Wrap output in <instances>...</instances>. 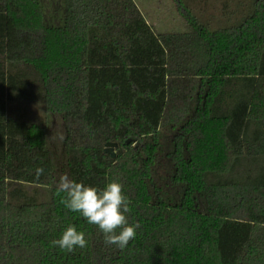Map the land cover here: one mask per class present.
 Wrapping results in <instances>:
<instances>
[{
  "label": "trees",
  "instance_id": "1",
  "mask_svg": "<svg viewBox=\"0 0 264 264\" xmlns=\"http://www.w3.org/2000/svg\"><path fill=\"white\" fill-rule=\"evenodd\" d=\"M173 1L187 31H154L133 0H61L58 25L41 0H0V264H264V0L215 28ZM13 31L29 56L8 57ZM51 115L69 178L122 185L125 248L60 203ZM69 224L86 247L51 244Z\"/></svg>",
  "mask_w": 264,
  "mask_h": 264
},
{
  "label": "rangeland",
  "instance_id": "2",
  "mask_svg": "<svg viewBox=\"0 0 264 264\" xmlns=\"http://www.w3.org/2000/svg\"><path fill=\"white\" fill-rule=\"evenodd\" d=\"M134 1V0H133ZM205 3H191L190 12L196 15L201 22L211 24V27H217L219 22H223L222 10L224 6L229 11L235 9L238 1L241 0H205ZM45 20L47 24H60L63 15L61 0H41ZM245 2V0H244ZM135 3L154 31L158 33H177L188 30L184 19L181 16V10L176 7L173 0H135ZM30 44L26 35H20L14 31L8 33L7 55L9 58L22 59L29 56ZM28 118L37 124L43 125L46 122L45 115L38 103L26 106ZM65 130L62 118L59 115H51L47 123V144L50 148L55 165L54 185L58 186L61 175H68L64 155ZM110 149V148H108ZM113 152L115 153L114 149ZM32 187L27 190L33 193ZM37 197L40 201L46 200V191L37 188Z\"/></svg>",
  "mask_w": 264,
  "mask_h": 264
},
{
  "label": "clouds",
  "instance_id": "3",
  "mask_svg": "<svg viewBox=\"0 0 264 264\" xmlns=\"http://www.w3.org/2000/svg\"><path fill=\"white\" fill-rule=\"evenodd\" d=\"M44 169H35L37 176ZM60 203L71 213H77L89 225H94L103 235L106 245L125 248L134 239L135 225L128 223L129 200L122 191V185L116 180H109L103 187H94L76 182L63 174L59 178ZM54 247L72 252L75 248L87 245L85 233L74 224H69L60 233L58 239L51 241Z\"/></svg>",
  "mask_w": 264,
  "mask_h": 264
},
{
  "label": "water",
  "instance_id": "4",
  "mask_svg": "<svg viewBox=\"0 0 264 264\" xmlns=\"http://www.w3.org/2000/svg\"><path fill=\"white\" fill-rule=\"evenodd\" d=\"M116 147H117V144H115V143L106 144L105 153L110 154L111 157L114 158L115 154L113 152V149H115ZM108 148H110V149H108Z\"/></svg>",
  "mask_w": 264,
  "mask_h": 264
},
{
  "label": "crops",
  "instance_id": "5",
  "mask_svg": "<svg viewBox=\"0 0 264 264\" xmlns=\"http://www.w3.org/2000/svg\"><path fill=\"white\" fill-rule=\"evenodd\" d=\"M188 4H191V3H205L207 4L205 0H185ZM135 2V0H134ZM136 4V3H135ZM137 6V5H136ZM138 8V7H137Z\"/></svg>",
  "mask_w": 264,
  "mask_h": 264
}]
</instances>
